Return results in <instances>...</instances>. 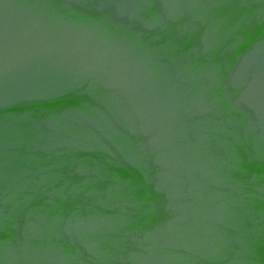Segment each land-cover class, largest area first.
I'll return each instance as SVG.
<instances>
[{"label": "water", "instance_id": "obj_1", "mask_svg": "<svg viewBox=\"0 0 264 264\" xmlns=\"http://www.w3.org/2000/svg\"><path fill=\"white\" fill-rule=\"evenodd\" d=\"M0 264H264V0H0Z\"/></svg>", "mask_w": 264, "mask_h": 264}]
</instances>
